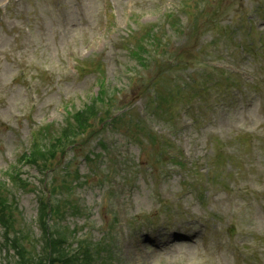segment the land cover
<instances>
[{
    "label": "rangeland",
    "instance_id": "1",
    "mask_svg": "<svg viewBox=\"0 0 264 264\" xmlns=\"http://www.w3.org/2000/svg\"><path fill=\"white\" fill-rule=\"evenodd\" d=\"M99 1L100 0H82V2L79 3L80 7L78 8L76 0H61L62 4L59 8H56L55 6L52 12L45 15V20L47 22L45 25L41 21L35 23L32 22L27 34L15 36L9 34L7 38L0 33V181L7 182L5 173L9 170L10 166L14 164V160L16 159V156L14 155L16 149L18 147H25V139L27 136V125L21 116L17 117V114L30 107L28 100L25 99L24 87L21 84L12 81V76L16 69L19 67L22 69L26 66L28 67V75L31 78V83L36 94L37 108L45 106L47 103V97H49L47 103L49 104L48 119H58L61 108H52L56 102L55 100L60 99V96L58 95V84H63L65 97H81L77 100L78 105L81 106L83 102H87V96L89 94L93 95L92 91L86 93V96H84L85 84L91 81V76L81 78L80 80L74 79L66 69L64 53L66 42L68 40L72 41L71 47L74 50L76 61L85 60L89 63L103 61L107 65L106 74L108 79L115 81L119 78L117 72L118 68L114 61L115 57H120L123 60V63L128 65L132 63V60L128 59V57H122L118 51L115 54L112 47L113 43H117L118 40L126 38L124 35L129 32L130 29L134 28L136 21L143 24L151 23L156 19H159L162 16L163 11H167L174 7V2L172 0H109V5L113 9L115 17V25L111 29L110 24L106 26L104 18L101 20L100 12L98 10L99 5L101 4ZM227 1L231 4H229L230 7L228 9L222 12L220 16L221 22L229 11L235 9V7L239 5V2H243L244 0ZM248 2H250V0H248ZM131 12L139 16L140 19L131 20L129 18ZM201 15H203V12H201ZM83 19H87V24H100V28L108 30L106 32L99 30L96 34L85 38L74 37V35H78L79 33V26L86 25L81 22ZM202 21L203 20L201 19V22ZM41 26H43V28H41ZM63 27H66V29ZM38 28L41 30L38 32L34 30H37ZM135 32H131L130 34H134ZM201 37H198L197 39L198 45L200 46L202 41ZM194 42L195 39L193 43ZM81 45L86 49V52L84 53L85 55L81 52ZM44 67H48V70L44 71ZM152 76L154 77L155 75L153 74ZM36 78H38L39 81H36ZM163 78L166 79L167 76ZM156 86H158L157 88L163 89V86H160V84H156ZM125 105H127L128 109L132 112V114L129 115L135 118L134 116H138L137 114H142L141 111L144 101L141 100L138 95L135 96L128 93V100ZM255 111L259 112L258 107L255 108ZM251 115L255 124H260L264 120V114ZM241 121L242 116L239 109L235 111L232 109L230 112L219 111L213 120L205 126L202 133L196 131H187L184 133V136H186L184 141L187 147L186 153L188 158L201 156V159L208 157L207 160H214L217 154V148L219 147L216 142L219 134L222 136L221 141L231 149L232 137H234L235 134H239V132L234 129ZM248 125H250V123H248ZM180 127L181 126L177 124V129ZM213 128H216L218 134L211 135L210 130ZM158 133L160 135L162 134L160 127H158ZM258 138V133L252 134L253 140L248 145L253 146V141ZM96 139H98L97 136ZM123 140L124 139L122 138V141ZM190 140H192V142H190ZM242 143V147L236 149L235 162L230 163V175L228 176L226 172L221 171V165L219 164L213 172L219 174V180H224V178L229 177L225 180V185L230 183V186L234 189L239 187L242 190H250L251 184L259 179L260 173L253 169L251 156L242 159L243 156L249 152L248 145L245 144L244 141H242ZM88 144L89 145L84 146L85 148L82 147L75 152L74 162L80 173L84 174V177L89 178L87 185L82 188V190L83 195L92 201L98 198L102 189L97 187L89 190V182L94 183V177L91 172L88 171V165L79 161L80 157L83 156L87 150L92 149V152L98 151L93 139H91ZM232 145L233 147L238 146L237 142L234 140L232 141ZM128 146L130 147V151L136 156V159H138L140 165L141 163L144 164L149 162L151 151H146L144 154L139 153L138 146L140 145L138 143L130 144ZM262 146L264 147V139ZM261 150L262 153L259 154V163L264 168V153L263 149ZM251 151L254 153L256 148L253 147ZM198 157L196 159H198ZM191 165H186V170L192 171L193 169L191 168ZM55 168L57 169L59 166L56 165ZM38 174L37 168L34 167L25 166L22 169V178L24 180L28 179L31 182L29 183L31 186L39 185L40 177H38ZM138 174H140V176L138 178L135 177L137 180L136 186H138V188H128L125 191V200L131 199L133 203L137 205L138 210L148 209L150 206L154 209L158 204L153 189V182L151 178L145 175V173H142V171ZM196 177L195 181L199 182L200 179L198 176ZM181 186V176L174 172L173 174H170L169 178H166L164 189L168 195H171L175 194L179 188L181 189ZM218 186L217 183V187ZM159 188L162 192H165L162 190L161 185ZM184 188L185 187H183L184 191L181 192L180 190V193H183V197L186 198L183 200V203L187 206L186 213H194L196 217L204 216L207 213L213 215V213H210L209 211H215L216 208L212 207L210 202H215L221 210H226L227 201L224 195L226 191L214 190L209 204L207 205V201L205 200V205H202L200 200H196L194 194H191L190 196L189 192ZM15 194L19 205V213H17L16 220L19 221L24 218L27 222L31 223L35 216V201L32 192L19 191L15 192ZM204 196H206V193H204ZM4 199L7 200L8 198L4 197ZM162 212L169 217V225L171 227L169 233L173 242H170L169 238L167 241H169L170 245L167 246V244H164L162 238L167 237L165 232H155L150 237L148 234H143L139 237L137 245L133 242L134 245L129 248V255H126L125 249L119 243V258L118 261L113 264H165L167 258L180 257V252L174 248L178 243L176 240L177 236H172V231L178 230L177 228L179 226L173 214H169L167 210H162ZM254 212H256V209L253 210V213ZM186 213L178 212V215H185L186 218H189ZM92 220L97 221L96 216H94ZM72 223L74 224L73 221ZM250 227L251 221L248 222L246 228L249 229ZM217 228L218 226L215 225L213 229ZM200 229L201 228L198 226L190 225L189 222H187L185 226L186 235H189L192 239L193 236L199 238ZM33 230L35 231L34 227ZM250 230L251 231L248 230L245 233V242L249 244L248 250L250 252L264 254V244L260 246L257 237L252 232V229ZM213 231L214 230L209 231L210 238L203 245L199 243H191L179 247L186 258L193 261V264L233 263L235 259L233 256L235 247L233 245L223 247L221 239L214 237ZM111 233H114V236L119 238L117 227H114L113 230H111ZM96 235H98L97 232ZM142 242L144 243V246H140V243ZM239 243L242 244L243 240H240ZM236 252L237 254H240L242 253V250L240 249ZM2 257L3 254L0 252V261L2 260ZM140 260L141 262H138ZM256 264H262L260 259L257 260Z\"/></svg>",
    "mask_w": 264,
    "mask_h": 264
}]
</instances>
